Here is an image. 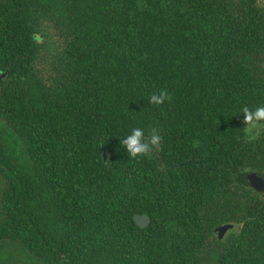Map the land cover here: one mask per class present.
<instances>
[{"label": "trees", "instance_id": "1", "mask_svg": "<svg viewBox=\"0 0 264 264\" xmlns=\"http://www.w3.org/2000/svg\"><path fill=\"white\" fill-rule=\"evenodd\" d=\"M2 72L0 258L264 264V0H0Z\"/></svg>", "mask_w": 264, "mask_h": 264}, {"label": "clouds", "instance_id": "2", "mask_svg": "<svg viewBox=\"0 0 264 264\" xmlns=\"http://www.w3.org/2000/svg\"><path fill=\"white\" fill-rule=\"evenodd\" d=\"M171 96L166 90H161L159 93H153L149 99V103L153 105H163L166 101H171ZM244 114V123L247 125V130L261 126L264 122V106H259L254 110L248 106L242 108ZM162 137L153 128L146 135L142 128H133L131 133L126 135V139H122V143L132 159L138 157L151 156L154 151L160 150Z\"/></svg>", "mask_w": 264, "mask_h": 264}, {"label": "water", "instance_id": "3", "mask_svg": "<svg viewBox=\"0 0 264 264\" xmlns=\"http://www.w3.org/2000/svg\"><path fill=\"white\" fill-rule=\"evenodd\" d=\"M6 75V72H2L0 73V78H2L3 76ZM122 139H126V137H123ZM259 175H255V174H247L246 175V181L248 184H251L253 186H257L260 182H261V179L258 177ZM260 179V180H258ZM133 220L134 222L140 226V227H145L148 225V223L150 222V218L146 215V214H135L133 216ZM233 227L232 224L230 223H226V224H222L220 226H217L214 231L217 233V238H222L225 233L231 229Z\"/></svg>", "mask_w": 264, "mask_h": 264}, {"label": "rangeland", "instance_id": "4", "mask_svg": "<svg viewBox=\"0 0 264 264\" xmlns=\"http://www.w3.org/2000/svg\"><path fill=\"white\" fill-rule=\"evenodd\" d=\"M9 245H14V243H8V246ZM17 247V245L9 246L4 250V258H0L1 264H39V260L36 257L25 254L22 249L21 252Z\"/></svg>", "mask_w": 264, "mask_h": 264}, {"label": "flooded vegetation", "instance_id": "5", "mask_svg": "<svg viewBox=\"0 0 264 264\" xmlns=\"http://www.w3.org/2000/svg\"><path fill=\"white\" fill-rule=\"evenodd\" d=\"M216 228V227H215ZM226 234V233H225ZM214 235L217 237V233L214 231Z\"/></svg>", "mask_w": 264, "mask_h": 264}]
</instances>
